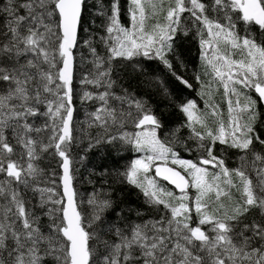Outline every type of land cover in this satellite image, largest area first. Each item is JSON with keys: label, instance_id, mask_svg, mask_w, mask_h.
Masks as SVG:
<instances>
[{"label": "snow or ice", "instance_id": "obj_1", "mask_svg": "<svg viewBox=\"0 0 264 264\" xmlns=\"http://www.w3.org/2000/svg\"><path fill=\"white\" fill-rule=\"evenodd\" d=\"M0 18V264H264V0Z\"/></svg>", "mask_w": 264, "mask_h": 264}, {"label": "trees", "instance_id": "obj_2", "mask_svg": "<svg viewBox=\"0 0 264 264\" xmlns=\"http://www.w3.org/2000/svg\"><path fill=\"white\" fill-rule=\"evenodd\" d=\"M105 2H107V0H105ZM122 4L124 3V0H121ZM0 22H2V18H0ZM257 37L259 39V33L257 32ZM191 57L194 58L195 57V49L193 48V51H192V54H191ZM189 95L192 96L193 98H196L197 99V103L198 105H200L201 107H203V101L200 100L198 97H195L194 93L192 92H189ZM214 101L215 102H221L222 101V89L220 92L216 93L215 96H214ZM223 108H224V111L226 113V105H221ZM170 112V110H166V115H165V120L168 121V122H179L181 121V118L179 116H176L175 114H172L171 116L168 115V113ZM79 118L82 119L83 118V113L80 112L79 113ZM181 156L183 158H186V159H194V154H189L187 152H183L181 151ZM97 162V161H94V163ZM229 166H232L231 162L229 163ZM84 175V169H81V172H80V178H82ZM166 184V183H165ZM77 188L79 189V191L83 194L87 191H90L91 190V187L90 185L88 184H85V183H77ZM167 187L171 188L170 185H166ZM128 200L130 203L132 204H138L139 201L137 200L136 198V195H135V192L134 190H130L128 192Z\"/></svg>", "mask_w": 264, "mask_h": 264}, {"label": "water", "instance_id": "obj_3", "mask_svg": "<svg viewBox=\"0 0 264 264\" xmlns=\"http://www.w3.org/2000/svg\"><path fill=\"white\" fill-rule=\"evenodd\" d=\"M171 186V185H170Z\"/></svg>", "mask_w": 264, "mask_h": 264}]
</instances>
